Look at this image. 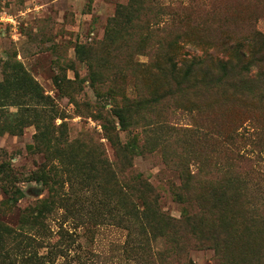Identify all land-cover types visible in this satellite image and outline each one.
<instances>
[{"label":"rangeland","instance_id":"rangeland-1","mask_svg":"<svg viewBox=\"0 0 264 264\" xmlns=\"http://www.w3.org/2000/svg\"><path fill=\"white\" fill-rule=\"evenodd\" d=\"M1 18L0 264H264V0H0ZM133 173L219 244L186 229L178 254L118 213Z\"/></svg>","mask_w":264,"mask_h":264},{"label":"trees","instance_id":"trees-1","mask_svg":"<svg viewBox=\"0 0 264 264\" xmlns=\"http://www.w3.org/2000/svg\"><path fill=\"white\" fill-rule=\"evenodd\" d=\"M258 35H260V37H261L260 40L264 42V36H262V34H258ZM243 57H244V55H243ZM103 129L106 133H108L109 129L106 125H103ZM126 143L130 144V145L124 146V145H120L117 142L116 147H114V149L117 152V158H118L117 161L121 162L123 164L125 163V157L123 156V153L127 152L128 150L130 151L131 149H129V148H131L132 146L136 147V145H137V144H135L136 141L134 139L132 142L127 141ZM136 148L139 150L144 149V148H141L140 144ZM237 158L240 162L243 160L247 161L246 158H244L243 156H237ZM118 162H116V164H118ZM180 179L182 181L181 185L184 184V186H187L190 184L191 180L195 179V175L190 173V171H188V168L187 169L182 168L180 170ZM131 182L133 184L137 185L138 189H134V187L126 188L125 186H120L119 188H114V191L116 193L115 202H116L117 208L119 209L118 213H120V212L125 213L128 219L133 218V219L137 220L139 218V219L145 220V221L149 222L151 225L152 224L154 225V229H152V230L156 231L158 233V235L173 237V240L177 241L175 244V247L173 246L174 251H176L178 254H179V251H177L175 248L178 245H181L183 243V240H181L182 239L181 237H183V232L186 231V229H187V234L189 236H191L195 240V242L203 243V241L212 240L213 237L208 238V235L215 234L217 236L216 244H219L218 243L219 237H220L219 236L220 235L219 228L221 226L214 225L213 228L208 232V235L207 234H197L196 230H194V229H192V231H190V230H188V228H190V225L192 224L193 219L187 217L185 213H182V217L180 220H176L174 218H171V217L163 214L161 212V210L158 208L159 203L162 199L161 195L158 192H156V190L146 182V179L144 178V176L142 174H134L133 173L132 177H131ZM215 191L217 192L218 189ZM207 193H208V191H207ZM215 193H213V194H215ZM13 195L17 199H19L22 196V192L20 190H15ZM179 195H181V193H179ZM179 195H176V202H178L181 205L182 200H181V196H179ZM138 201H139V203H138ZM202 201L204 202V204L208 202L206 199H202ZM40 203L38 201L39 206L43 204V202L41 204ZM153 205H154V207H153ZM43 209L48 211V212L50 210L49 207L46 209L45 206H43ZM43 209L40 206L41 212H45ZM184 211H186V210L184 209ZM170 228L171 229L173 228L176 230H171V232H170L169 231ZM222 230H221V232H222ZM61 231H62L61 233L68 234L67 229L66 230L62 229ZM139 249L141 251H144L143 245L141 247H139ZM263 254H264V252H263ZM63 256H64V254H63ZM176 261H177V259H176ZM69 263H70V260L68 263H64V264H69Z\"/></svg>","mask_w":264,"mask_h":264},{"label":"built area","instance_id":"built-area-1","mask_svg":"<svg viewBox=\"0 0 264 264\" xmlns=\"http://www.w3.org/2000/svg\"><path fill=\"white\" fill-rule=\"evenodd\" d=\"M0 20L2 21L3 19L1 18ZM5 20L8 22V24L11 26L13 30H15L16 27L18 26V22L16 21V19L9 17Z\"/></svg>","mask_w":264,"mask_h":264}]
</instances>
